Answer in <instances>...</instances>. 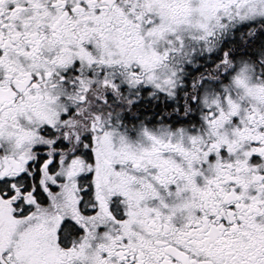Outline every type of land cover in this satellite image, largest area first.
I'll use <instances>...</instances> for the list:
<instances>
[{
	"label": "snow or ice",
	"instance_id": "obj_1",
	"mask_svg": "<svg viewBox=\"0 0 264 264\" xmlns=\"http://www.w3.org/2000/svg\"><path fill=\"white\" fill-rule=\"evenodd\" d=\"M0 264H264V0H0Z\"/></svg>",
	"mask_w": 264,
	"mask_h": 264
}]
</instances>
